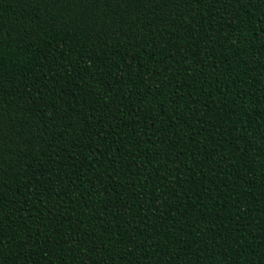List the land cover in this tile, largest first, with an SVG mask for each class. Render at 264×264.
I'll list each match as a JSON object with an SVG mask.
<instances>
[{"label": "trees", "instance_id": "1", "mask_svg": "<svg viewBox=\"0 0 264 264\" xmlns=\"http://www.w3.org/2000/svg\"><path fill=\"white\" fill-rule=\"evenodd\" d=\"M0 264H264V0H0Z\"/></svg>", "mask_w": 264, "mask_h": 264}]
</instances>
